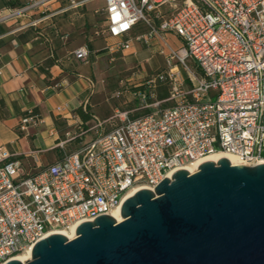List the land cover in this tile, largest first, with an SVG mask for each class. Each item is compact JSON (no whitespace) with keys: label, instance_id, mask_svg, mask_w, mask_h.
<instances>
[{"label":"built area","instance_id":"1","mask_svg":"<svg viewBox=\"0 0 264 264\" xmlns=\"http://www.w3.org/2000/svg\"><path fill=\"white\" fill-rule=\"evenodd\" d=\"M12 1L0 10V22L32 15L47 0ZM85 1L69 0L68 8ZM104 1L103 25L95 35L121 38L107 49L123 50L135 25L144 24L147 31L135 38L161 40L167 66L146 84L167 80L169 95L148 103L146 88L134 91L140 108L156 109L136 117L116 111L95 118L68 137L89 132V139L34 173H25L16 154L1 147L0 264L52 232L111 214L130 189L153 190L175 170L211 153H229L247 165L264 163V0ZM166 33L176 35L180 45H169ZM74 55L87 59V47ZM188 60L198 72L189 71L186 83L176 63L187 68ZM165 101L173 103L158 107ZM40 122L28 108L19 128Z\"/></svg>","mask_w":264,"mask_h":264},{"label":"water","instance_id":"2","mask_svg":"<svg viewBox=\"0 0 264 264\" xmlns=\"http://www.w3.org/2000/svg\"><path fill=\"white\" fill-rule=\"evenodd\" d=\"M68 238L52 232L5 264H264V163L201 162L140 188Z\"/></svg>","mask_w":264,"mask_h":264},{"label":"crops","instance_id":"3","mask_svg":"<svg viewBox=\"0 0 264 264\" xmlns=\"http://www.w3.org/2000/svg\"><path fill=\"white\" fill-rule=\"evenodd\" d=\"M93 1L68 8L69 0H47L32 15L0 22V148L15 153L25 173L58 161L70 151V134L88 128L95 118L104 120L119 111L120 104H110L105 96L109 55L112 59L113 54L121 52L129 56L131 63L142 67L152 61L153 50L160 53L164 46L158 38L148 42L136 39L147 31L139 22L130 34L127 49L108 50V44L121 38L95 35V29L103 25L105 1L100 9L92 6ZM5 6L6 0H0V10ZM38 18L42 19L37 24L21 27ZM164 39L168 44L174 41L175 46L169 44L173 47L180 45L172 33L164 34ZM150 44L154 46L148 47ZM81 46L88 49L85 60L74 55ZM185 82H190L189 72ZM167 89L158 100L168 97L170 87ZM58 106L63 109L58 110ZM28 108L40 115L41 122L22 130L20 119ZM80 108L85 111L83 115L77 111ZM139 108L133 105L127 111L132 112L131 117L145 114ZM89 137V132L75 137L72 150Z\"/></svg>","mask_w":264,"mask_h":264},{"label":"rangeland","instance_id":"4","mask_svg":"<svg viewBox=\"0 0 264 264\" xmlns=\"http://www.w3.org/2000/svg\"><path fill=\"white\" fill-rule=\"evenodd\" d=\"M103 5V0H94L92 2V6L94 8L100 9ZM169 44L175 46L174 41H170ZM154 45H148V47H153ZM112 59H110V55L107 57L106 62V89L105 96L108 98L110 104L118 105L120 104L119 111H124L132 107L133 105L140 106L141 100L139 97H135L133 92L138 89L146 88L149 92V96L147 97L148 103H153L160 98V94L168 91L167 88L170 87L167 80H159L155 83L154 86L148 87L146 81L153 77L156 73L165 71L166 60L161 53L155 49L152 54V61H146L144 66H140L136 63H131L129 61V56L123 54L121 52H117L112 55ZM142 63V62H141ZM187 68L181 63H176V69L179 71L180 76L184 79L187 77L189 71H194L195 66L193 65L191 60L186 61ZM117 91H122L119 95H116ZM173 103V101H165L160 103L158 107H166ZM122 107V108H121ZM144 113L155 110L154 106H150L147 108H139ZM108 114L111 113L110 108L107 109ZM132 112L127 111V114L131 116ZM99 118H103L102 115L97 113ZM109 125H107L108 127ZM76 141V138L72 139L69 145V150L74 148L73 142ZM81 141V140H79Z\"/></svg>","mask_w":264,"mask_h":264},{"label":"bare ground","instance_id":"5","mask_svg":"<svg viewBox=\"0 0 264 264\" xmlns=\"http://www.w3.org/2000/svg\"><path fill=\"white\" fill-rule=\"evenodd\" d=\"M222 156L228 157L232 164H245L244 162H242L240 159H238L236 156H234L232 154L225 153V152H214V153H211V154L207 155L206 157H204V158H202L200 160L193 161L191 163H188V164L184 165L183 168H185L190 173H192V172H195L196 171L197 166L201 162H203L205 160H212V161H215L216 162L218 160V158H220ZM140 188L141 187H134V188L130 189L126 193L125 198L128 197V196H130L131 194H133V192H135L136 190H138ZM111 215L115 218L116 221L122 220V216L120 215V207L114 209L111 212ZM55 232L63 233L68 238H72V237L75 236V230H74V227L73 226H71L69 229H61V230H57ZM30 253H31V250L30 249H27L26 251L15 255L14 258H16V259L24 262V261H26V260H28L30 258Z\"/></svg>","mask_w":264,"mask_h":264},{"label":"trees","instance_id":"6","mask_svg":"<svg viewBox=\"0 0 264 264\" xmlns=\"http://www.w3.org/2000/svg\"><path fill=\"white\" fill-rule=\"evenodd\" d=\"M13 4H15L14 1H12V0H6V6L13 5ZM77 111H78L80 114H82V115L85 113V111L82 110L81 108H80V109H77Z\"/></svg>","mask_w":264,"mask_h":264}]
</instances>
